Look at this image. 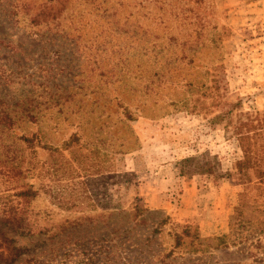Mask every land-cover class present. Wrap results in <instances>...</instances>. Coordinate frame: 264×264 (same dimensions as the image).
I'll list each match as a JSON object with an SVG mask.
<instances>
[{"label": "rangeland", "instance_id": "374dc122", "mask_svg": "<svg viewBox=\"0 0 264 264\" xmlns=\"http://www.w3.org/2000/svg\"><path fill=\"white\" fill-rule=\"evenodd\" d=\"M0 99L3 140L34 135L0 186L23 258L264 264V185L237 170L264 122V0H0ZM172 223L229 236L187 253Z\"/></svg>", "mask_w": 264, "mask_h": 264}, {"label": "trees", "instance_id": "16d2710c", "mask_svg": "<svg viewBox=\"0 0 264 264\" xmlns=\"http://www.w3.org/2000/svg\"><path fill=\"white\" fill-rule=\"evenodd\" d=\"M1 100V99H0ZM14 105V104H13ZM9 105L0 106V186L5 183L1 179L2 175L8 170L7 167L13 171L14 169H19L18 163H20L19 154L23 152L26 148L32 147L34 143V135L29 137L28 135L22 134L18 136L20 143L24 144V147L19 143L12 141L11 143L5 142L1 136L5 128H10L16 122L15 118L10 114ZM26 112L27 115L32 118L33 106L22 105V109ZM241 141V150L243 153V162L237 165L238 174L242 184H248L252 181V178H256L258 183V188L264 185V122H262L260 129L256 132H253L251 135L245 134L239 136ZM261 139L262 142L258 144V140ZM21 156V155H20ZM12 164L11 166L5 167V164ZM16 165L13 166V164ZM31 186L27 187L24 190L17 191L15 195H24L29 196L33 195L34 191L30 189ZM7 189L0 190L3 191L10 190ZM0 193V200L3 203V198ZM118 213H107V216L114 215ZM3 216L0 217L1 224L8 225H20L17 220V215L2 213ZM100 215H103L101 213ZM169 217L161 219L158 223V226L163 227L164 223L168 221ZM240 221L243 222V219L240 218ZM157 226V227H158ZM171 226L180 227L179 230L173 229V240L174 248L182 247L187 253H196L203 252L208 249L212 244L211 242H216L214 247L224 246L226 244V238L229 235L217 236L213 238H202L196 227L192 225L185 224L179 225L172 223ZM231 234L234 233L233 223L231 224ZM0 264H136V262H126L123 258L120 257V254L115 251H111L112 248L105 247L102 243L97 245L98 248L95 251H92L89 247L85 248L86 245L76 246L78 248H69L64 247L62 249L54 248L49 251L42 259L31 256L29 258H23L24 249L17 248L12 245V238L7 237V235L0 231ZM31 230L28 229L21 234L30 233ZM74 247V246H73ZM109 249L108 252L102 250Z\"/></svg>", "mask_w": 264, "mask_h": 264}]
</instances>
